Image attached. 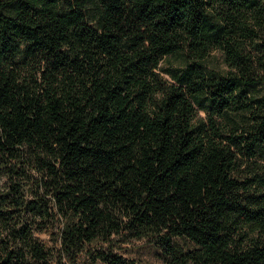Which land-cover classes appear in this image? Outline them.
I'll list each match as a JSON object with an SVG mask.
<instances>
[{"label": "trees", "instance_id": "16d2710c", "mask_svg": "<svg viewBox=\"0 0 264 264\" xmlns=\"http://www.w3.org/2000/svg\"><path fill=\"white\" fill-rule=\"evenodd\" d=\"M0 154V264H264V0H0Z\"/></svg>", "mask_w": 264, "mask_h": 264}, {"label": "rangeland", "instance_id": "374dc122", "mask_svg": "<svg viewBox=\"0 0 264 264\" xmlns=\"http://www.w3.org/2000/svg\"><path fill=\"white\" fill-rule=\"evenodd\" d=\"M207 64L210 68H223L221 54L217 50H212L207 57ZM166 64L161 63V67ZM160 67V68H161ZM161 71V69H159ZM1 156V154H0ZM3 161V162H2ZM13 162H4L3 156L0 157V190L7 188L12 181L19 182L23 187V193L26 197L31 196V190L36 188L33 179L31 182L26 183L22 179H19L17 174L9 173L8 166H12ZM38 178V176H35ZM43 196V189H38ZM45 198H49L45 195ZM51 201V200H50ZM51 203V202H50ZM51 205V204H50ZM54 211V209H53ZM56 219L51 222L39 223V225L33 227L34 235L46 246L50 251V258L43 262H33L32 264H86L89 263V255L86 252H82L76 257L75 260H70L62 251L59 244V227L62 224V219L56 215ZM181 244L189 245L186 240H179ZM105 246L112 249V251L122 255L123 257L130 259L138 264H172V258L166 253L161 246L151 241L148 237L134 238L121 235H114L109 244L105 243ZM94 264H104L100 261H96Z\"/></svg>", "mask_w": 264, "mask_h": 264}]
</instances>
